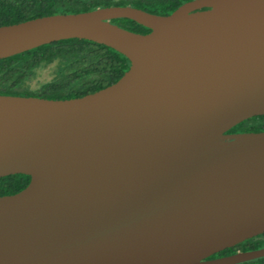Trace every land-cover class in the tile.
<instances>
[{"label":"water","instance_id":"water-1","mask_svg":"<svg viewBox=\"0 0 264 264\" xmlns=\"http://www.w3.org/2000/svg\"><path fill=\"white\" fill-rule=\"evenodd\" d=\"M130 19L150 30L113 24ZM67 39L125 56L82 97L0 95V264H239L211 256L264 233V0L131 6L0 26V59Z\"/></svg>","mask_w":264,"mask_h":264},{"label":"trees","instance_id":"trees-1","mask_svg":"<svg viewBox=\"0 0 264 264\" xmlns=\"http://www.w3.org/2000/svg\"><path fill=\"white\" fill-rule=\"evenodd\" d=\"M192 0H0V26L56 14H77L104 7L131 6L156 15H169ZM113 24L128 31L147 34L150 30L130 19ZM129 60L114 49L84 39H67L42 45L0 59V95L65 100L95 93L115 82L129 69ZM50 69L48 79L42 73ZM264 131V116H255L228 133ZM27 175L0 178V196L13 195L29 183ZM264 248V233L225 249L209 259ZM239 264H264V257Z\"/></svg>","mask_w":264,"mask_h":264},{"label":"rangeland","instance_id":"rangeland-1","mask_svg":"<svg viewBox=\"0 0 264 264\" xmlns=\"http://www.w3.org/2000/svg\"><path fill=\"white\" fill-rule=\"evenodd\" d=\"M50 72H51L50 69L45 70V71L42 73V75H41V80L44 81V80L48 79L49 76H50Z\"/></svg>","mask_w":264,"mask_h":264}]
</instances>
